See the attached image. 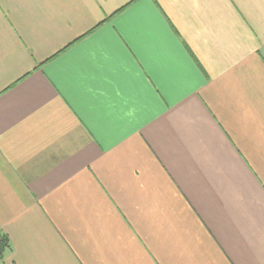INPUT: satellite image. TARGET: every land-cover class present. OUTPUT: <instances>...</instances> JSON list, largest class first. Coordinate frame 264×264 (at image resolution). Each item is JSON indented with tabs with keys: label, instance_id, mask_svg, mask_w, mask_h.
<instances>
[{
	"label": "crops",
	"instance_id": "crops-1",
	"mask_svg": "<svg viewBox=\"0 0 264 264\" xmlns=\"http://www.w3.org/2000/svg\"><path fill=\"white\" fill-rule=\"evenodd\" d=\"M0 264H264V0H0Z\"/></svg>",
	"mask_w": 264,
	"mask_h": 264
},
{
	"label": "trees",
	"instance_id": "trees-1",
	"mask_svg": "<svg viewBox=\"0 0 264 264\" xmlns=\"http://www.w3.org/2000/svg\"><path fill=\"white\" fill-rule=\"evenodd\" d=\"M11 249L8 236L0 230V258Z\"/></svg>",
	"mask_w": 264,
	"mask_h": 264
}]
</instances>
